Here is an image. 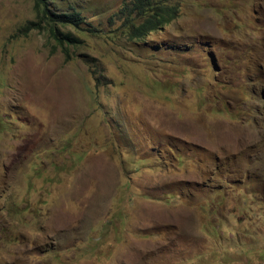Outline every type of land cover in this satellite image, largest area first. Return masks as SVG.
<instances>
[{"label":"rangeland","instance_id":"1","mask_svg":"<svg viewBox=\"0 0 264 264\" xmlns=\"http://www.w3.org/2000/svg\"><path fill=\"white\" fill-rule=\"evenodd\" d=\"M76 11L0 0V264H264V0Z\"/></svg>","mask_w":264,"mask_h":264},{"label":"trees","instance_id":"2","mask_svg":"<svg viewBox=\"0 0 264 264\" xmlns=\"http://www.w3.org/2000/svg\"><path fill=\"white\" fill-rule=\"evenodd\" d=\"M52 0H34L37 19L31 22L35 27L44 26L59 44L73 45L75 37L62 31L59 26L73 25L79 27L83 17L76 11H57L51 9ZM129 15V36L141 38L151 31L161 28L175 18L179 3L167 0H131L124 5Z\"/></svg>","mask_w":264,"mask_h":264}]
</instances>
